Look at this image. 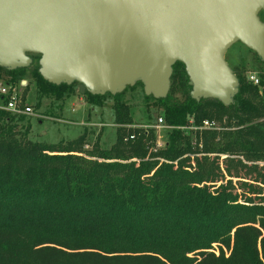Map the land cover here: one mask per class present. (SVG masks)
<instances>
[{"label": "trees", "instance_id": "1", "mask_svg": "<svg viewBox=\"0 0 264 264\" xmlns=\"http://www.w3.org/2000/svg\"><path fill=\"white\" fill-rule=\"evenodd\" d=\"M19 70L0 67V83ZM237 76L225 106L193 99L176 72L171 94L152 97L168 124L234 125L181 144L175 129L158 153L146 148L153 131L128 142L119 132L110 149L99 139L85 149L86 133L35 142L0 95V264H264V78L261 90ZM176 92L185 99H171ZM114 109L131 122L125 104Z\"/></svg>", "mask_w": 264, "mask_h": 264}, {"label": "water", "instance_id": "2", "mask_svg": "<svg viewBox=\"0 0 264 264\" xmlns=\"http://www.w3.org/2000/svg\"><path fill=\"white\" fill-rule=\"evenodd\" d=\"M264 0H0V67L39 55L48 82L117 95L141 83L166 98L180 62L196 101L235 103L240 80L226 60L236 43L264 62Z\"/></svg>", "mask_w": 264, "mask_h": 264}, {"label": "rangeland", "instance_id": "3", "mask_svg": "<svg viewBox=\"0 0 264 264\" xmlns=\"http://www.w3.org/2000/svg\"><path fill=\"white\" fill-rule=\"evenodd\" d=\"M260 17L264 21V11L260 13ZM33 57V63L29 67L17 71L15 77L3 73V80L15 85L21 93L25 105L33 106V114L13 115H15L14 124L17 125V129L22 131L28 129V138L35 142L56 144L74 140L86 133L87 144L90 147L99 139L101 149H110L116 142L119 132L126 135L130 131L139 130L141 126L154 125L159 116H164L163 104L153 99L152 96H147L140 83L127 87L117 96L107 93L91 98L90 95L80 93L78 83L64 85L60 88H55L47 83L38 72L39 55H33ZM226 60L233 71L247 82H249L248 77L251 73L257 74L261 80L264 78V62L254 51L242 43H236L228 49ZM176 72L184 76L188 85L186 92L190 93L191 87L185 67L176 64L173 75ZM261 90L263 89L261 88ZM169 94H171V88ZM171 99L183 101L185 95L182 92H176L171 95ZM118 102L125 104L128 108L131 122L117 120L114 108ZM214 121L219 127L234 125L228 117H225L222 123ZM198 126L194 119V128L178 129L182 134L179 143H184L190 136H195L194 132L198 131ZM173 131L175 129H165L156 134L153 131V135L161 134L169 141ZM234 182L238 184L237 179H234ZM219 246V243H214L213 249L210 250L219 255ZM225 252L227 253L226 249Z\"/></svg>", "mask_w": 264, "mask_h": 264}, {"label": "built area", "instance_id": "4", "mask_svg": "<svg viewBox=\"0 0 264 264\" xmlns=\"http://www.w3.org/2000/svg\"><path fill=\"white\" fill-rule=\"evenodd\" d=\"M249 82L253 83L254 85L260 86L261 89V79L257 74L251 73L248 77ZM0 95H3L7 98L6 105L4 108L6 110L11 111L13 114H33L34 108L31 105H25L23 103L22 95L19 93L15 85L13 84H7L4 82L0 83ZM189 125L188 126H173L170 124H167L164 116H159L157 119V123L154 125H147V126H141L140 129L137 131H130L124 136V141H132L138 137L140 134H147L149 135L150 132L154 131L155 134L160 130H171V129H185V128H194V118L189 119ZM138 128V127H137ZM222 127H219L217 123L214 120L206 119L202 121V123L198 126V130L200 129H207V130H219ZM139 131V132H138ZM153 132V134H154ZM167 145V139L163 138V135L158 134L153 137V140L149 141V143L146 144V148L150 150L153 153H158L159 151L165 149ZM85 149H89L90 145L86 144Z\"/></svg>", "mask_w": 264, "mask_h": 264}]
</instances>
